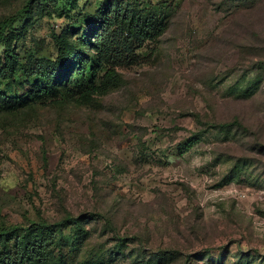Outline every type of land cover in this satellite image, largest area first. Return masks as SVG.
I'll use <instances>...</instances> for the list:
<instances>
[{
  "label": "rangeland",
  "instance_id": "rangeland-1",
  "mask_svg": "<svg viewBox=\"0 0 264 264\" xmlns=\"http://www.w3.org/2000/svg\"><path fill=\"white\" fill-rule=\"evenodd\" d=\"M106 1L166 30L116 90L1 107L0 229L49 224L65 264H264V0H0L9 94L44 82L57 38L83 50Z\"/></svg>",
  "mask_w": 264,
  "mask_h": 264
},
{
  "label": "trees",
  "instance_id": "trees-1",
  "mask_svg": "<svg viewBox=\"0 0 264 264\" xmlns=\"http://www.w3.org/2000/svg\"><path fill=\"white\" fill-rule=\"evenodd\" d=\"M146 9L138 11L127 5L122 10L106 1L92 15L91 25L95 32L90 33L87 26L81 33L84 49L80 51L74 43L57 38L54 60L49 68H41L44 82L17 96H11L7 87L14 84L19 69L18 54L14 49L19 32L13 29L2 32L0 46L4 51L0 53V110L3 105L9 106L12 102L21 105L54 97L63 83H72L78 92L79 97H75L79 103L89 101L92 95H104L118 89L122 80L114 64L128 59L147 42H156L166 30L167 22L160 19L161 13ZM87 49L89 52H86ZM230 125L241 127L236 120L213 127ZM54 236L55 230L43 222L1 228L0 264H65L55 251L58 244Z\"/></svg>",
  "mask_w": 264,
  "mask_h": 264
}]
</instances>
